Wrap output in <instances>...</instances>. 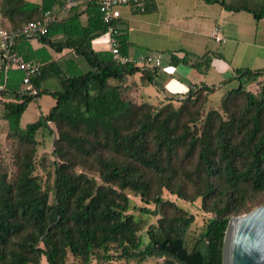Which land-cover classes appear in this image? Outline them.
I'll return each instance as SVG.
<instances>
[{"label": "trees", "instance_id": "obj_1", "mask_svg": "<svg viewBox=\"0 0 264 264\" xmlns=\"http://www.w3.org/2000/svg\"><path fill=\"white\" fill-rule=\"evenodd\" d=\"M66 1L0 0V16L9 22V28L0 29L20 28ZM204 1L264 18L263 0H238L234 7L224 0ZM79 5H84L82 11ZM79 5L51 22L38 39L56 52L68 49L83 58L88 71L72 62L64 67L40 49L34 53L41 64L32 80L39 90L34 96L20 92L22 71L5 70L0 63L6 137L17 142L13 177L0 159V264H39L41 257L47 264H67L68 255L78 264L92 259L106 264L114 258L222 264L229 220L263 203L264 87L255 95L245 85L264 71H234L238 85L221 97L225 117L217 110L205 117L200 113L214 90L208 86L191 89L178 99V107L174 97H166L161 107L127 100L121 96L128 88L126 78L140 72L142 81L153 85L157 70L118 64L110 51H95L91 42L105 33L106 25L97 1ZM57 36L61 38L54 39ZM118 40L120 54L127 56V37L119 35ZM190 58L172 55L170 62L188 63ZM210 62L211 55L205 54L192 66L207 70ZM42 95L51 96L54 106L22 127L28 104ZM48 122L55 127L57 161L51 181L43 182L34 174V155L36 134L48 128ZM164 190L185 201L200 199L202 210L211 215L190 247L187 234L194 216L164 199ZM128 194L154 209L131 206ZM130 210L157 217L146 230V242L140 233L147 223Z\"/></svg>", "mask_w": 264, "mask_h": 264}, {"label": "crops", "instance_id": "obj_2", "mask_svg": "<svg viewBox=\"0 0 264 264\" xmlns=\"http://www.w3.org/2000/svg\"><path fill=\"white\" fill-rule=\"evenodd\" d=\"M26 1L41 2V0ZM224 1L226 5L234 7L238 0ZM78 9L82 11L84 5H79ZM69 11L70 9L62 6L54 9L53 12L57 15V20H61L69 15ZM120 12L121 17L117 21V28L120 35L127 37L129 43L127 57L135 61L144 54L141 52L144 49L162 54L161 68L157 69L153 79V85L159 82L158 87L162 94L152 91L151 85L142 81L140 72L126 78L124 84L128 85L126 90L133 92V99L137 103L161 102L162 98L167 97L166 91L178 95L177 99H181L191 89L207 86L211 73L224 78L227 75L234 77L236 69L264 71V56L259 52L264 50V45L257 43L255 38L252 41L243 40L245 34L242 30V20L246 17L243 13L247 12L227 10L218 3L208 4L204 0H147L143 11L128 5L122 6ZM0 18L2 27L9 28V22L1 16ZM86 20V15L82 14V23H86ZM231 25L237 27L235 37L230 29ZM214 32L220 34L221 41H215ZM60 38L57 36L54 39ZM91 46L98 52L108 51L107 36L103 34L93 39ZM246 47H251L248 53L245 52ZM13 49L25 61L34 62H38L34 53L45 49L53 60L64 67L67 64L71 65L72 62L80 69L79 57L74 56L70 50L56 52L42 44L38 38L16 39ZM186 54L191 55L188 63L171 64L172 55L181 58ZM205 54L211 55L209 68L198 70L193 67L192 62L196 57H202ZM245 54L247 56L241 59V56ZM41 97L36 101L39 102ZM150 99H154L155 103L150 102ZM54 104L49 105L48 110L45 113L41 112V115L48 113ZM0 105L2 106L1 102ZM21 119L20 125L24 127Z\"/></svg>", "mask_w": 264, "mask_h": 264}, {"label": "rangeland", "instance_id": "obj_3", "mask_svg": "<svg viewBox=\"0 0 264 264\" xmlns=\"http://www.w3.org/2000/svg\"><path fill=\"white\" fill-rule=\"evenodd\" d=\"M243 14L246 15V17L244 18V20H242V25H243L242 30H243V34H245L244 39L243 38L242 39L245 41H252V39L255 38L257 43L264 45V18L260 20H256L253 18L251 14L248 13H243ZM1 20L2 19L0 18V27H2ZM230 29L233 33V36L235 37L237 27L231 25ZM244 49H246L245 52L248 53L251 47H246ZM141 52L144 54L154 53L146 49H144ZM259 52L262 54V56H264L263 54L264 50H259ZM244 56H247V54L241 56V59H243ZM79 60H80V71H84V70L86 71L90 69L88 63L83 58L79 57ZM210 76L211 77L208 79L206 84L208 87H212L214 90L209 94H207V101L200 108V113H202L203 117H205L208 111L217 110L220 112V114L223 117H225V115L220 110L221 97L228 90L236 88L238 82L235 78L231 77V75H227L226 77L222 78L220 77V75L211 73ZM158 86H159V82H157L156 85H151L150 87H152V91L162 94ZM263 87H264V74L255 81L247 82L245 85V90L254 93L255 95H258ZM165 93L168 98L174 97L176 99L172 103L175 107H178L180 104L177 99L178 95H173L171 92L168 91H166ZM133 95H134L133 92L132 91L130 92L129 90H123L121 94L122 97L131 101H134ZM162 100H165V98H162ZM149 101L154 102V99H150ZM164 103H165L164 101H161V102H157L154 105L155 107H161ZM52 104H54V99L51 98V96L49 95H42L41 100L39 102L37 101L31 102L22 115L21 124L25 126L28 123H33L37 121L41 116V112L45 113L48 110L49 105ZM203 117L201 119H203ZM197 124L199 125V123ZM7 130H8L7 122L3 119L2 106L0 105V159H2L3 162L7 165L9 176L13 177L16 172L14 153L17 142L15 140L8 139L6 137ZM55 139H56V132L53 124H50L46 129L39 130L36 134V147H35V155H34L36 169L34 174L37 175L39 178H41L43 182L51 181L50 175H52L54 168L53 162L57 161L54 155ZM162 195L164 199L174 202L178 207L184 209L189 214H192L194 216V222L188 229V234H187L188 246L190 247L194 239L197 238L198 235L204 229L206 221L208 218L211 217V215L205 213L202 210L200 199L195 200L193 202L185 201L183 199L178 198L176 195L170 194L166 190L163 191ZM128 197L130 198L131 206L135 205L141 207H148L152 210L154 209L153 204H145L144 202L141 201L139 196L128 194ZM260 201L264 203V193L260 196ZM130 213H133L136 217L140 216L147 223L145 228L140 233L144 238V242H146L147 241V237L145 234L146 230L150 224L156 223L157 217L139 215L137 211H133V210H130ZM115 255H117V253ZM157 261L159 260L152 258H148L142 262H138L135 258L131 260L114 258L112 261L107 262L106 264H155ZM39 264H47L44 257H41ZM67 264H78V262L71 255H68ZM90 264H100V263L92 259Z\"/></svg>", "mask_w": 264, "mask_h": 264}, {"label": "built area", "instance_id": "obj_4", "mask_svg": "<svg viewBox=\"0 0 264 264\" xmlns=\"http://www.w3.org/2000/svg\"><path fill=\"white\" fill-rule=\"evenodd\" d=\"M86 0H67L64 8L83 3ZM98 3L102 21L106 25L104 35L107 36L108 51L112 54L113 60L118 64L133 63L136 66L147 69H159L162 65V54L148 53L140 56L137 60H130L127 56H122L119 50L118 36L119 30L115 25L121 17L120 8L131 5L138 10L143 11L147 0H95ZM264 1V0H263ZM57 20V15L52 11L45 12L42 17L36 21L29 22L20 28L14 30L0 29V60L5 70L16 69L23 73L20 92L22 94L37 96L39 90L33 85V78L39 74L41 64L34 61H25L13 49L14 41L19 38L37 39L44 36L48 25ZM213 37L216 42L222 40L219 33L214 32ZM3 86H0V91ZM50 125L51 123L48 122Z\"/></svg>", "mask_w": 264, "mask_h": 264}, {"label": "water", "instance_id": "obj_5", "mask_svg": "<svg viewBox=\"0 0 264 264\" xmlns=\"http://www.w3.org/2000/svg\"><path fill=\"white\" fill-rule=\"evenodd\" d=\"M222 264H264V203L229 220Z\"/></svg>", "mask_w": 264, "mask_h": 264}]
</instances>
